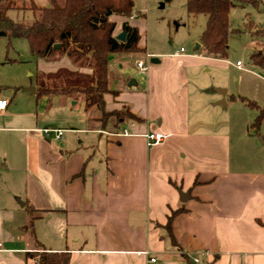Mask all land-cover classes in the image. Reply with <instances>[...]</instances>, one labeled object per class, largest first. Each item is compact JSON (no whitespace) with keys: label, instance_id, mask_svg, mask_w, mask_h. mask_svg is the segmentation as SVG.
Masks as SVG:
<instances>
[{"label":"crops","instance_id":"crops-1","mask_svg":"<svg viewBox=\"0 0 264 264\" xmlns=\"http://www.w3.org/2000/svg\"><path fill=\"white\" fill-rule=\"evenodd\" d=\"M136 17L110 15L113 34L123 31L121 22L140 32ZM138 44L145 48L140 38ZM181 48H145L149 62L152 54L159 59L145 71L132 54L109 58L116 92L103 95L104 109L127 106L140 118L127 135L117 133L126 121L118 130L110 119L102 123L101 110L86 109L81 95H36L40 79L76 70L66 56L35 59L34 84L22 81L20 60L0 59V97L7 96L0 111V264H42L30 255L41 250L67 252L70 264H186L182 254L194 264H264V158L252 166L232 154L225 108L240 100L225 92L219 106L212 86L221 83L200 73L219 58L200 37L193 49ZM31 85L34 92L23 87ZM263 127L255 137L264 149ZM45 128L63 131L56 137ZM153 129L166 137L148 145L144 133ZM180 192L188 193L185 201ZM29 206L33 237L23 228ZM178 207L175 245L162 225Z\"/></svg>","mask_w":264,"mask_h":264},{"label":"trees","instance_id":"trees-1","mask_svg":"<svg viewBox=\"0 0 264 264\" xmlns=\"http://www.w3.org/2000/svg\"><path fill=\"white\" fill-rule=\"evenodd\" d=\"M48 6L35 4L28 0H0V36L7 39V46L13 37L26 40L30 53L35 59H56L66 56L76 70L60 69L56 73L65 76L57 86L48 87L40 79L36 95L63 94L68 96L81 95L85 108L96 106L101 110L99 119L103 122L111 120L114 127L123 121L140 118L133 114L127 106L118 110L104 109L103 95L116 91L109 87L108 60L111 54H144L145 48L138 44L139 31L135 26L125 22L122 30L126 32L124 40H118L113 34L115 23L109 19L112 14L130 16L134 0H48ZM247 3L256 4L257 0H186V10L190 14H203L205 25L200 34V41L207 51L213 52L218 58H225L227 53V36L229 32L240 31L231 28L228 13L233 5L243 6ZM28 9L32 12L33 21L24 23L14 21L8 16L9 9ZM59 44L58 47L55 45ZM251 61L264 68V51L250 55ZM9 60V58H8ZM88 68L90 73L78 71ZM234 97L233 95L230 96ZM257 113L251 124L255 133L264 121V105L247 99L245 96H235ZM115 129V130H116ZM34 208L28 207L29 220L23 226L33 237L32 223L36 217ZM183 211V207L171 210L167 221L162 226L167 236L176 245L172 234L171 221L174 215ZM38 245V244H36ZM40 247V246H38ZM30 255L37 256L42 264H70L67 252H52L41 250ZM186 264H194L190 257L182 254ZM207 264H210L208 262Z\"/></svg>","mask_w":264,"mask_h":264},{"label":"rangeland","instance_id":"rangeland-1","mask_svg":"<svg viewBox=\"0 0 264 264\" xmlns=\"http://www.w3.org/2000/svg\"><path fill=\"white\" fill-rule=\"evenodd\" d=\"M23 4V7L27 6L28 1ZM132 13L137 14L136 18L141 21L140 39L149 52L173 51L181 46L185 49H193L194 40L200 37L205 25L203 14L187 12L186 0H134ZM8 16L14 21L24 23H31L34 19L28 9H9ZM228 18L231 28L240 31L228 33L226 57L219 58L215 66L202 68L200 73L203 77L217 79L221 84L212 86V89L224 88L228 100L234 94L245 96L260 106L264 105V68L254 64L250 59L252 53L264 51V0H257L256 4L233 5L229 10ZM122 24V22L119 24L121 28ZM120 32L121 30L115 36ZM114 56L119 54H111L109 58L112 59ZM132 56L142 59L146 64H151L143 54L132 53ZM8 58L20 60L19 62L22 63V67L18 69L22 81L35 83L37 79L35 58L30 53L24 38L13 37L7 46L6 37L0 36V59L8 60ZM237 60L242 63L244 69H239L235 65ZM113 72L115 71L109 69L111 83L116 80ZM65 78L57 73L44 82L46 86L54 87L61 80L65 81ZM225 111L229 114L231 124L232 154H241L244 164L253 166L256 160L264 158V149L256 147L258 139L251 126L257 113L256 109L248 107L242 101H231Z\"/></svg>","mask_w":264,"mask_h":264},{"label":"built area","instance_id":"built-area-1","mask_svg":"<svg viewBox=\"0 0 264 264\" xmlns=\"http://www.w3.org/2000/svg\"><path fill=\"white\" fill-rule=\"evenodd\" d=\"M135 14H131L129 17H134ZM180 50H183V48H181ZM147 58H148V55H147ZM136 65L139 69L145 71L147 69V64L143 61V60H138L136 62ZM235 65L240 68V69H244L242 63L238 60ZM6 103H7V96H3V97H0V111L2 109H4V107L6 106ZM135 120L133 119H128L126 121V125L122 128L119 129V131L117 133L121 134V135H127V134H133L131 131H130V128L133 127L135 125ZM55 132L56 133V137H60L61 134H62V129H48V128H45L43 129V133L44 134H47L48 132ZM144 136L146 138V142L148 145H153V144H158L160 142H162L164 140V138L166 137V134L161 132V131H158V130H150L146 133H144ZM2 247V242L0 241V248ZM195 262H198V258H195L194 260Z\"/></svg>","mask_w":264,"mask_h":264},{"label":"water","instance_id":"water-1","mask_svg":"<svg viewBox=\"0 0 264 264\" xmlns=\"http://www.w3.org/2000/svg\"><path fill=\"white\" fill-rule=\"evenodd\" d=\"M125 34H126L125 31H121L119 34L116 35V38L118 40H124ZM55 46L58 47L59 44H56ZM158 61H159V59L156 56H151L150 57V62L154 63V62H158ZM25 89L28 90V91H31V92L35 91V87L34 86H31L29 88L25 87ZM215 89L221 95V99L219 101H217V104H220V105L223 106L225 104V92H226V90L224 88H215ZM187 198H188V193L180 192V200L185 201Z\"/></svg>","mask_w":264,"mask_h":264}]
</instances>
